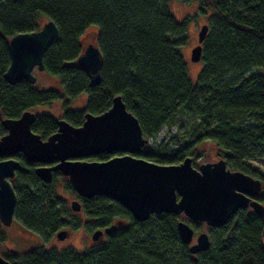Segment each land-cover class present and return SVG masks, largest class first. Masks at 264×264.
I'll return each instance as SVG.
<instances>
[{"label":"trees","instance_id":"trees-1","mask_svg":"<svg viewBox=\"0 0 264 264\" xmlns=\"http://www.w3.org/2000/svg\"><path fill=\"white\" fill-rule=\"evenodd\" d=\"M170 1L0 0V137L6 132L2 118H18L37 105L62 100L60 117L36 113L32 130L46 139L57 130L58 118L81 125L86 112L107 110L120 94L145 137H155L166 125L176 127L168 143L162 141L139 156L160 164L179 163L187 156L196 159L211 141L229 167L247 172L246 159L264 157V0H197L199 10L208 13L209 29L196 83L181 52L188 19L177 20ZM49 19L56 22L58 34L45 51L44 71L58 78L60 87L43 88L25 80L8 83L3 74L10 62V38L38 30ZM90 28L103 56L97 85L75 64L85 47L82 36ZM81 96L83 105L70 108ZM14 157L21 163L11 179L17 196L14 216L45 236L81 227L82 217L72 214L56 194L59 177L74 191L68 179L56 172L45 182L35 174L39 163L22 153ZM81 199L89 229L115 220L124 225L83 251L34 248L4 250L1 255L11 264H264V219L244 209L210 228V247L193 254L177 230L181 216L160 213L137 221L107 196ZM3 240L0 221V244Z\"/></svg>","mask_w":264,"mask_h":264},{"label":"water","instance_id":"water-1","mask_svg":"<svg viewBox=\"0 0 264 264\" xmlns=\"http://www.w3.org/2000/svg\"><path fill=\"white\" fill-rule=\"evenodd\" d=\"M209 25L198 31V43L192 47L190 59L199 61ZM58 26L49 19L38 29L13 35L8 43L10 62L3 76L8 83L25 80L36 83L35 68L44 70V54L48 44L57 36ZM84 69L91 85L101 81L103 56L99 47L88 43L75 60ZM36 113L25 110L18 118H2L6 132L0 137V157L22 153L26 160L39 163L35 174L45 182L59 171L66 176L71 188L80 197L104 195L119 202L137 221L153 214L184 215L177 230L183 243L193 254L210 247L206 231L197 234L191 243L194 228L191 222H205L209 227L225 224L240 208L251 206L264 218V204L252 199L261 188V180L240 170H231L220 158L203 162L198 168L192 157L181 162L160 164L137 156L148 143L138 118L127 109L120 94L113 96L111 106L98 114L85 113L81 125L75 126L65 118L57 120V130L43 139L32 130ZM114 155L106 160L86 158L101 153ZM21 163L14 157L0 159V221L10 225L15 214L16 192L11 183ZM72 210L79 211L81 202L71 201ZM124 223L121 220L92 233L94 242L111 234ZM69 230L61 229L56 237L64 239ZM0 264L10 262L0 254Z\"/></svg>","mask_w":264,"mask_h":264},{"label":"rangeland","instance_id":"rangeland-1","mask_svg":"<svg viewBox=\"0 0 264 264\" xmlns=\"http://www.w3.org/2000/svg\"><path fill=\"white\" fill-rule=\"evenodd\" d=\"M199 1L197 0H171L168 4L170 12L179 21L188 19V37L185 45L181 46V52L187 63V71L190 79L193 83L198 80V74L202 68V62L192 61L190 59L191 49L194 47L198 41V31L202 24L208 22V13H204L199 10ZM96 39V32L94 28H90L82 36V43L86 46L90 42H94ZM34 73L37 77L36 85L40 87H60L59 79L44 70H38L35 68ZM84 99L77 98L72 100L70 103V108H77L83 105ZM35 113H50L55 117H60L63 112L62 100L55 101L52 105H37L33 107ZM176 132L175 126L166 125L162 130L151 139V146L156 147L160 142L164 141L165 144L173 137ZM174 143L176 139H174ZM172 142L169 143V149H172ZM216 145L207 141L203 144V152L197 159V166L203 162L211 161L216 158V153L214 148ZM217 148V147H216ZM95 159V158H94ZM246 162L250 166L257 168L260 172V176L264 180V157L257 160L246 159ZM196 166V167H197ZM67 179V177H64ZM56 194L64 200V203L70 209V202L72 199L76 198L75 192L68 190L64 186V179L58 178L55 182ZM74 215L82 216V226L78 229H70V235L64 239H59L55 235L45 236L40 233L34 232L27 229L16 217L13 218L10 225L2 224V233L4 235V240L0 244V254L4 250H13L16 252H25L34 248L43 249H57L61 250L64 248H73L76 251H83L93 244L91 234L95 230L96 226L91 225V229L86 227V220L84 215L80 212L73 211ZM194 228H196L194 226ZM205 230V226L200 225L196 230L193 240H195L198 232ZM206 231V230H205Z\"/></svg>","mask_w":264,"mask_h":264},{"label":"flooded vegetation","instance_id":"flooded-vegetation-1","mask_svg":"<svg viewBox=\"0 0 264 264\" xmlns=\"http://www.w3.org/2000/svg\"><path fill=\"white\" fill-rule=\"evenodd\" d=\"M214 151H215V153H216V158H214L212 161H216V160H218V159H220V158H223L222 156H221V153H219L218 152V150H217V148L215 147L214 148ZM141 153V152H140ZM102 154V153H101ZM106 154H111L110 155V157H112V156H114V155H119V154H122L121 152H115V153H106ZM100 155V154H99ZM98 156V155H97ZM97 156H91V157H88V158H86V159H88V160H92V158H96ZM137 156H139V153L137 154ZM109 157V158H110ZM197 159H199V156L196 158V159H193L192 158V165L194 166V167H196L197 165ZM224 159V158H223ZM96 160H100V159H96ZM106 160V159H105ZM252 160H254V159H252ZM226 161V160H225ZM208 162H211V161H208ZM246 163V168H247V172H245V171H242V172H244V173H247V174H249V175H251V176H253V177H255V178H259L260 180H261V184H262V188H261V190H260V192L257 194V195H254L253 197H252V199H255V200H257V201H259V202H261V203H263L264 204V180H263V178L260 176V172H259V170L257 169V168H254V167H252V166H250V164H248V162H245ZM200 165V164H199ZM199 165L196 167V168H198L199 167ZM226 165H227V163H226ZM227 167L229 168V169H231V170H236V169H233V168H231V167H229L228 165H227ZM57 172H59V171H57ZM60 173V172H59ZM61 174V173H60ZM62 175V174H61ZM63 177H66V176H64V175H62ZM75 194V193H74ZM75 196H76V198H74V199H78L80 202H81V209L79 210V211H76V212H81L82 214H83V203H82V199L81 198H83V197H80V196H78L77 194H75ZM85 198V197H84ZM74 199H72V200H74ZM71 200V201H72ZM71 203V202H70ZM240 209H244V210H246L248 213H254V210H253V208L251 207V206H247V207H243V208H240ZM70 210H71V212H72V214H74L73 213V211H75V210H72V208H71V206H70ZM77 214V213H76ZM75 214V215H76ZM236 214V213H235ZM255 214V213H254ZM79 215V214H78ZM257 215V214H256ZM181 216V219H186V217L182 214V215H180ZM234 216V215H233ZM15 217V216H14ZM82 217V216H81ZM262 218V217H261ZM264 219V218H263ZM12 223V222H11ZM197 224H198V226H200V225H203V226H205V230H206V232L209 234V229L210 228H213V227H209L205 222H196ZM192 224V223H191ZM192 226H193V224H192ZM121 228V227H120ZM193 228H194V226H193ZM96 229H98V227L97 228H95V230ZM119 229V228H118ZM117 229V230H118ZM67 230H69V235H70V229L69 228H67ZM196 230L197 229H195L194 228V231L196 232ZM205 230H202V231H205ZM202 231H200V232H202ZM115 232V231H114ZM195 232H194V234H195ZM200 232H198V233H200ZM93 233V232H92ZM197 233V234H198ZM68 235V236H69ZM107 235H109V234H104V235H102L101 236V238H100V240H98V241H96V242H94L93 240V243H103L104 241H106V238H107ZM55 236H56V233H55ZM67 236V237H68ZM194 237V236H193ZM196 237H197V235H196ZM210 237V236H209ZM91 238H92V234H91ZM196 242V238H195V240H192V242L191 243H195ZM189 245V244H188ZM190 246V245H189ZM205 251V250H204ZM202 252V251H201ZM199 253V252H198Z\"/></svg>","mask_w":264,"mask_h":264},{"label":"bare ground","instance_id":"bare-ground-1","mask_svg":"<svg viewBox=\"0 0 264 264\" xmlns=\"http://www.w3.org/2000/svg\"><path fill=\"white\" fill-rule=\"evenodd\" d=\"M201 60V59H200ZM199 60V61H200ZM33 111V110H32ZM87 113V112H86ZM94 114V113H93ZM5 118V117H4ZM59 119V118H58ZM57 119V120H58ZM147 138V137H146ZM151 139L152 138H148V143L144 146V149H143V151L145 150V149H147V148H150V147H153V146H151ZM15 155V154H14ZM14 155H9V156H3V157H0V159H3V158H6V157H14ZM139 157H141V156H139ZM15 158V157H14ZM142 158H144V157H142ZM148 160V159H147ZM151 161V160H150ZM56 172H54L53 173V178H54V174H55ZM53 180V179H52ZM84 215V214H83ZM84 217H85V220H87L88 218H86V216L84 215ZM116 221H118V220H115V222ZM115 222H113V223H115ZM107 227V226H106ZM104 228L105 227H98V229H102V230H104ZM10 262V261H9ZM11 264V263H10Z\"/></svg>","mask_w":264,"mask_h":264}]
</instances>
